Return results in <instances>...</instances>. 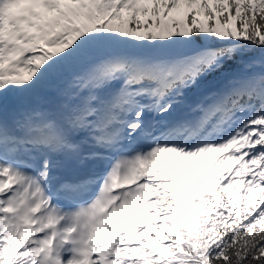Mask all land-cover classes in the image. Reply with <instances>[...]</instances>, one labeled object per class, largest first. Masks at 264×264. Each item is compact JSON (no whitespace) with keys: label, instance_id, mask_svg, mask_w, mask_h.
<instances>
[{"label":"snow or ice","instance_id":"obj_1","mask_svg":"<svg viewBox=\"0 0 264 264\" xmlns=\"http://www.w3.org/2000/svg\"><path fill=\"white\" fill-rule=\"evenodd\" d=\"M0 264H264V0H0Z\"/></svg>","mask_w":264,"mask_h":264},{"label":"trees","instance_id":"obj_2","mask_svg":"<svg viewBox=\"0 0 264 264\" xmlns=\"http://www.w3.org/2000/svg\"><path fill=\"white\" fill-rule=\"evenodd\" d=\"M215 84V81L212 78H209L207 82H205L204 85H202L201 89L208 88L210 86H213Z\"/></svg>","mask_w":264,"mask_h":264},{"label":"rangeland","instance_id":"obj_3","mask_svg":"<svg viewBox=\"0 0 264 264\" xmlns=\"http://www.w3.org/2000/svg\"><path fill=\"white\" fill-rule=\"evenodd\" d=\"M195 95L193 97H196L198 96L200 93H194ZM193 97H190V98H193Z\"/></svg>","mask_w":264,"mask_h":264}]
</instances>
